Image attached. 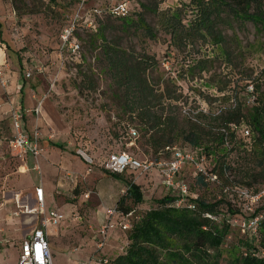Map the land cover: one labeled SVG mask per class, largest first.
Wrapping results in <instances>:
<instances>
[{"label": "rangeland", "instance_id": "rangeland-1", "mask_svg": "<svg viewBox=\"0 0 264 264\" xmlns=\"http://www.w3.org/2000/svg\"><path fill=\"white\" fill-rule=\"evenodd\" d=\"M190 1L0 0V47L6 53V63L2 66L6 72L18 74L31 98V106L26 107L30 111L25 119L27 134L37 131L41 145L56 144L74 160L66 162L69 167L72 164L73 173L59 169L62 171L59 175L52 167L47 174L44 172L54 183L58 177H63L62 184L66 182L63 198L51 194V204L62 208L71 236H81L83 248H88L89 241L93 242L90 252L98 256L114 259L126 247V231L119 225L124 220L116 216L111 219L113 228L109 230L103 250L96 251V232L106 219L99 225L94 219L98 213L106 216L108 209L116 207L117 200L125 196L122 190L126 182L138 184L143 195V203L134 207V215L156 207L155 200L167 195L154 170L144 175L128 171L120 175L121 180L115 181L102 167L112 153L125 152L149 161L157 156L145 144L140 132L135 141L126 135L127 128H133L136 122L123 110L122 100L118 98L121 89L101 52L103 39L115 41L123 49L134 50L135 54L150 56L155 70L149 78L156 82L159 75L162 80H170L175 86L172 90L176 89L180 96L183 112L193 115L202 111L214 115L236 102L248 108L252 105L250 81L244 78H249L246 74L257 75L264 67V26L254 15L260 8L264 11V0L251 5L244 16L237 15L229 5H223L219 14L212 15L217 18L210 29H200V32L196 31L195 24L199 9ZM121 5H125V15L116 13L120 12ZM74 20L75 29L69 43L79 46L75 52L68 43L62 45L63 30ZM143 27H148L154 37L147 35ZM222 46L228 50L230 58H226ZM204 61L208 62L204 65ZM27 72L30 76L25 78ZM0 89L2 94L6 92L1 86ZM164 108V114L170 112L178 117V111ZM244 128L250 130L246 123L235 129V151L227 153L224 159L231 171L222 175L215 171V159L220 155L206 157L201 162V168L207 173L216 174L213 182L204 180L201 184L193 167L183 171L191 196L208 203L222 201L220 222L248 217L252 213L248 208H257V213L264 210V199L259 205H251L248 195L242 193L256 192L264 180L261 177L264 164L258 163L260 148L252 132L251 144L243 142L240 130ZM12 140L9 119L4 116L0 120V200L11 194L15 183L21 190L29 183L25 166L32 156L22 153ZM172 145L184 144L174 142ZM231 147L229 145L228 149ZM183 148L191 150L187 146ZM85 160L93 163L88 165ZM88 169L92 171L88 173ZM66 173L73 174L75 182L65 180ZM246 174L256 175V181ZM76 240L79 238L71 240L74 245ZM71 241L66 239V243ZM252 243V238H244L236 224L230 226L218 250L219 264H233ZM68 247L61 239L53 241L51 251L55 264H60L56 258ZM18 248L16 244L6 245L1 251L2 263L17 264ZM90 252L86 253L85 260H89Z\"/></svg>", "mask_w": 264, "mask_h": 264}, {"label": "trees", "instance_id": "trees-1", "mask_svg": "<svg viewBox=\"0 0 264 264\" xmlns=\"http://www.w3.org/2000/svg\"><path fill=\"white\" fill-rule=\"evenodd\" d=\"M190 3L199 9L195 24L196 31L200 32V29H210L217 18L212 15L216 12L219 14L223 5H229L237 15L244 16L248 14L251 5L259 4V0H191ZM259 12L254 14L255 20L264 26V11L260 8ZM144 30L147 35L154 37L148 27ZM102 41L101 52L113 80L121 89L118 98L122 100L123 110L136 122L133 128L137 131L138 138L140 132L155 156L174 142H181L184 144L181 148L187 146L197 151L198 155L203 154L207 158L220 155L215 159L214 169L222 175L232 170L224 159L227 153L235 151V129L246 123L250 127V133L254 135L255 144L260 148L261 159L258 163L263 166L264 67L257 75L246 74L249 78H244L245 81H250L253 98L251 107L236 102L214 115L202 111L190 115L182 111L180 96L176 94V89L172 90L175 86L170 80H162L159 75L156 82L149 78L155 68L150 64V56L123 49L115 41ZM222 47L226 58H230L228 50ZM7 50L10 49L7 47ZM207 62L202 63L205 65ZM165 106L178 111V117L170 112L164 114ZM225 137L228 140L226 146ZM229 145L232 147L228 149ZM261 173L264 179V170ZM107 174L114 180H121V174ZM248 177L256 181V175ZM197 181L204 184L201 176ZM126 186V194L117 200L116 208L121 219L131 213L125 218L130 228L126 231L123 253L114 259L109 258L114 264H219L218 250L224 243L230 226L225 221L217 224L203 217V214H219L221 200L208 203L196 197L190 200L195 206V209L190 210L185 204L173 206L174 199L167 194L155 200L156 207L134 215V207L143 203V195L138 184L126 182ZM227 208L231 210L230 207ZM255 248L264 250V219L258 224L256 240L241 252L233 264H264V257L252 254L251 251Z\"/></svg>", "mask_w": 264, "mask_h": 264}, {"label": "built area", "instance_id": "built-area-1", "mask_svg": "<svg viewBox=\"0 0 264 264\" xmlns=\"http://www.w3.org/2000/svg\"><path fill=\"white\" fill-rule=\"evenodd\" d=\"M124 6L125 5H121L120 12L116 13L125 15L126 9H124ZM118 10L119 8H116V11ZM74 27L75 20L63 30L62 45L68 43L75 52L78 51L79 46L75 43H69V37L74 32ZM24 76L25 78H28L30 73L27 72ZM0 86L5 90L9 86V80L6 77L4 65L0 67ZM250 102H253V98L250 99ZM6 115L9 119V126L13 138L11 143L18 147L22 153L31 154L34 158L37 157L41 152L39 147L40 136L37 131H34L31 135L24 131L23 120L25 110L17 106H11ZM240 133L243 142L251 144L250 130L244 128L240 130ZM126 135L130 140L135 141L138 138V133L134 128H128ZM246 140H248V142H246ZM227 144L228 140L227 137H225V146ZM205 158V155H198V152L195 150L188 151L185 148L172 145L162 149L153 161L140 160L125 152L112 153L104 160L102 167L106 172L118 175L124 174L128 171L144 175L148 174L151 170H154L159 178L160 185L164 188L167 194L174 199V203L172 205L179 207L185 204L187 208L193 210L195 209V206L190 200L195 199L196 197L190 195L189 186L183 177V171L186 167H193L197 171L198 177L201 176L206 181H215L217 179L216 174L212 172L207 173L203 168H201V162L204 161ZM85 162L88 165L93 163L92 160H85ZM66 176L71 182H75V178H72L70 175ZM126 190L127 188L122 190V193L126 194ZM242 193H246L248 195L251 205H259V203L264 199V184H262L256 192L249 193L248 191H242ZM35 197L37 210L41 216L40 224L32 231L28 238L24 239L20 243L18 248L17 264H53L52 253L48 243V230L49 227L60 224V222L65 219V216L58 210H45L44 193L41 187L35 188ZM256 209L253 210L252 208H248V210L252 212L248 217H240L235 220L227 219L225 222L229 226L236 224L241 233L245 236H250L254 242L258 236V224L262 219H264V211L257 213ZM25 211H27L25 207H23V210L21 208L19 209V213ZM130 215L131 213L124 217V222L119 224L121 229L124 231H127L130 228L128 220L125 219ZM116 216H118V210L116 207L106 211V223L96 232V237L98 238L96 251L103 249L109 230L113 228L111 219ZM203 217L209 218L219 224L221 215L220 213L217 215L205 213L203 214ZM251 252L255 257H264L263 249L255 248ZM77 264L114 263L105 255L98 256L96 253H93L89 260L79 262Z\"/></svg>", "mask_w": 264, "mask_h": 264}, {"label": "crops", "instance_id": "crops-1", "mask_svg": "<svg viewBox=\"0 0 264 264\" xmlns=\"http://www.w3.org/2000/svg\"><path fill=\"white\" fill-rule=\"evenodd\" d=\"M1 6V4H0ZM0 40H2V34L0 31ZM0 46L2 44L0 43ZM8 45L5 46L6 50ZM10 49V48H9ZM9 51V50H7ZM6 53L2 50L0 47V66L2 64L6 63L5 61ZM6 77L9 80V86L5 90L6 92L2 94V91H0V120L7 116V112L11 108V106H17L19 108H22L25 110L24 120H23V129L27 133L26 130V121L27 113L30 111L26 109V107L31 106V98H29L28 94L26 93V89L22 85V80L18 78V74L16 72L7 71ZM1 90V89H0ZM39 147L41 149L40 154L37 157H33L31 154L29 157V163L25 166L26 171L28 172L29 177V183L26 185L25 188L22 190L19 189V186L17 183L13 185V191H11V194L6 199L0 200V263L3 264L2 260V253L6 247V245L10 246L12 244L20 245V243L28 238L33 230H35L41 220V216L38 213L37 210V204H36V197H35V188L41 187L44 193V207L45 210H58L62 212L65 215V213L61 210L62 208L59 207H53L51 204V194L53 196H56L57 198H63L62 193L64 194V191L66 188V182L62 184L60 179H63V177H58L57 179H54L55 183L49 180L48 175L44 176V172L47 174L50 172V167L53 169H57L59 175L62 174V171H59V169L64 170H70V172H74L72 170V167L68 166L66 162L72 161L73 159H69L66 155L67 152L61 150V147L54 146L53 144H42L39 143ZM77 159V158H75ZM79 159V158H78ZM80 161V160H79ZM82 161V160H81ZM80 161V162H81ZM71 163V162H70ZM83 163V162H82ZM84 165V163H83ZM37 171V172H36ZM88 173L92 170H87ZM39 174V175H38ZM70 175L72 178H74L73 174L66 173L64 174L65 180H67V176ZM69 180V179H68ZM47 181V182H46ZM117 181V180H115ZM46 182V183H45ZM126 183L125 188L126 189ZM123 189V190H124ZM19 190V191H16ZM62 204V203H61ZM9 207V208H8ZM23 207L27 209V211L19 213V209L21 208L23 210ZM18 209V211H17ZM9 212V214L7 213ZM99 215H96L94 219L96 220V223H103L105 222L106 216L104 213H98ZM68 222L65 219L60 222L57 226L49 227L48 230V243L50 247V251L52 248V243L55 240L61 239L64 241V246L67 247L69 244V247L65 250L60 251V255L56 258L57 262L60 264H77L79 262H84L86 253H89L91 251V248L93 247V242L89 241L87 243L88 248H83L84 240L81 236H76L79 238V240H76L77 242L75 245L71 240L73 238H76L74 236H71L70 232L67 230L66 225ZM69 238V240L72 243H66V239ZM79 242V243H78ZM83 248V249H82ZM103 250V249H102ZM53 250L51 251V253ZM53 254V253H52ZM93 253L90 252V256ZM52 261L53 264H55V260L53 259L52 255Z\"/></svg>", "mask_w": 264, "mask_h": 264}]
</instances>
